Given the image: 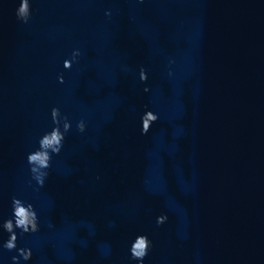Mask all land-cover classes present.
Wrapping results in <instances>:
<instances>
[{"label":"water","instance_id":"obj_1","mask_svg":"<svg viewBox=\"0 0 264 264\" xmlns=\"http://www.w3.org/2000/svg\"><path fill=\"white\" fill-rule=\"evenodd\" d=\"M17 6L0 0V219L34 206L27 264H135L138 234L144 264H264V0H30L27 24ZM52 107L71 127L37 188Z\"/></svg>","mask_w":264,"mask_h":264},{"label":"clouds","instance_id":"obj_2","mask_svg":"<svg viewBox=\"0 0 264 264\" xmlns=\"http://www.w3.org/2000/svg\"><path fill=\"white\" fill-rule=\"evenodd\" d=\"M144 0H136V3L141 4ZM15 18L21 24H27L30 16V0H18V6L14 12ZM108 11L105 16H109ZM80 56L78 49H73L70 55L63 59L61 68L64 72L71 69L72 65L77 63ZM138 80L141 84L147 80V74L143 67L138 70ZM57 84H63L64 78L62 73L56 76ZM147 93L149 89L143 88ZM149 113V115H145ZM49 119L51 120V128L45 131L36 141V147L28 152L25 156V163L27 165L28 176L32 183L37 188L44 186V182L49 174L50 162L53 156L59 155L63 146L66 134L70 130V123L68 119L61 116L60 111L56 107L49 110ZM157 115L151 111H145L140 116V135H146L149 132L150 126L157 121ZM78 133H84L85 123L83 120L78 121L75 125ZM98 179V178H97ZM167 216L164 214L158 215L155 218L157 227L165 224ZM51 227V225H49ZM39 231V222L37 212L34 206L17 197H12L9 203V215L7 218L0 219V253L14 252L11 256L10 264H27L32 258V249L28 247H17V237L35 234ZM3 234H7L6 239H2ZM152 248V241L147 235L138 234L128 242L127 252L130 261L135 264H144L145 257ZM0 264H4L3 256L0 255Z\"/></svg>","mask_w":264,"mask_h":264}]
</instances>
